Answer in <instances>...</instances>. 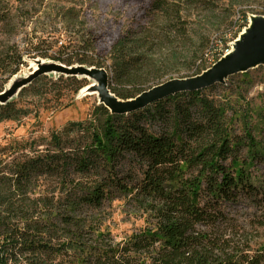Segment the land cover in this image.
Segmentation results:
<instances>
[{
  "label": "trees",
  "instance_id": "trees-1",
  "mask_svg": "<svg viewBox=\"0 0 264 264\" xmlns=\"http://www.w3.org/2000/svg\"><path fill=\"white\" fill-rule=\"evenodd\" d=\"M195 1L148 0L141 22L126 29L106 56L99 54L91 33L79 38L80 45L61 43L49 59L106 68L109 90L120 99L133 98L146 90L142 85L151 78L150 52L155 46L173 47L177 39L203 41L192 35L194 19L183 11L185 3ZM245 25L238 26L231 40ZM226 41V34L219 39ZM207 44L195 59L203 58L195 75L224 53ZM25 57L35 58L24 56L15 45L0 49V74L9 73L10 79L26 63ZM241 74L248 78L247 71ZM48 81L53 86L64 83L53 96L59 105L66 93L76 94L86 85L84 77L63 74ZM216 84L221 83L206 88ZM206 88L177 92L126 114L95 104L87 118L70 121L46 138L10 144L9 156H18L0 170V264H62L55 260L64 250L74 252L72 261L64 264H264V244L256 249L248 242L235 244L229 236L234 235V224L221 208L222 201H233L253 188L247 168L264 156L253 133L264 128V113L238 134L232 125L235 112L227 116L228 103L203 94ZM23 110L12 99L0 104V122L20 120L29 114ZM150 120L160 121L158 132L144 124ZM127 154L140 164L139 179L119 173L117 165ZM36 187L42 191L31 198ZM119 195L137 204L144 227L122 242L98 233L87 244L83 232L88 225L77 213Z\"/></svg>",
  "mask_w": 264,
  "mask_h": 264
},
{
  "label": "rangeland",
  "instance_id": "rangeland-1",
  "mask_svg": "<svg viewBox=\"0 0 264 264\" xmlns=\"http://www.w3.org/2000/svg\"><path fill=\"white\" fill-rule=\"evenodd\" d=\"M147 3L148 0H0V49L15 45L24 56L35 57H25L26 63L20 65L17 74L10 79L9 73L0 74V85L8 88L13 81L25 77L40 63L52 61L49 58L56 55L61 43L80 45L79 38L83 36L86 39L91 33L97 40L99 54L106 56L112 44L126 29H134L141 22L140 16ZM184 7V13L194 19L191 23L192 35L200 36L203 41L198 42L196 39L184 43L177 39L173 47L155 46L150 52L153 72L150 80L142 85L146 90L170 79L194 76L198 65L203 62V58L195 59L204 53L207 43L223 49L224 55L231 50L234 40L231 38L238 26L246 24L242 31L251 15H264V0H196L195 3H185ZM69 9L72 11L68 13ZM243 12L246 15L244 22ZM225 34L226 43H219ZM205 60L206 65H210L208 57ZM104 69L109 79V71ZM247 72L248 78L242 76L243 72L236 73L223 83L203 90V94L228 103L230 109L227 110V116L236 113L232 125L238 134H242L244 128L257 124L258 113H264V64ZM56 75L54 72L41 75L40 81L11 98L17 107L29 111V114L18 121L0 122V170H5L6 164L18 156H9V145L14 141L46 138L51 131L60 130L70 121L84 120L91 108L99 103L97 80L87 77L86 85L76 94L69 95L66 93L68 90L62 89L67 95L58 101L60 105L57 104L53 100L55 89L61 88L64 83L53 86L48 81ZM144 124L152 132H158L161 128L158 120L146 121ZM253 133L264 150V128ZM245 151L241 150L240 157L245 156ZM259 159L247 168L252 190L240 192L233 201L221 202L223 212L231 218L235 228L232 231L234 235L230 233L229 236L233 237L235 244L241 246L248 242L253 249L264 244V156ZM117 168L120 174H132L133 180L140 178V164L131 155L127 154L119 161ZM32 191L30 197H37L42 187ZM77 215L88 225L83 232V241L87 244L92 243L98 233L114 243L122 242L145 225V216L138 210L137 204L124 195L106 199L96 208L84 207ZM198 229L206 228L198 226ZM67 251L56 256L55 261L70 263L74 252Z\"/></svg>",
  "mask_w": 264,
  "mask_h": 264
},
{
  "label": "water",
  "instance_id": "water-1",
  "mask_svg": "<svg viewBox=\"0 0 264 264\" xmlns=\"http://www.w3.org/2000/svg\"><path fill=\"white\" fill-rule=\"evenodd\" d=\"M254 16L252 21L240 32L232 42L231 50L222 55L209 68L201 73L187 77L174 78L152 86L130 99H120L108 88V74L103 67L71 65L48 61L40 63L36 69L23 78L13 81L8 88L0 91V104L10 100L22 87L29 84L41 74H56L93 77L97 80L96 90L99 103L112 113L126 114L143 108L157 100L182 91H193L209 87L215 83H223L225 79L236 73L246 72L264 64V15ZM250 16V17H251ZM250 21V18H249Z\"/></svg>",
  "mask_w": 264,
  "mask_h": 264
},
{
  "label": "bare ground",
  "instance_id": "bare-ground-1",
  "mask_svg": "<svg viewBox=\"0 0 264 264\" xmlns=\"http://www.w3.org/2000/svg\"><path fill=\"white\" fill-rule=\"evenodd\" d=\"M252 18H254V16H251V17H250L249 24H250V22L252 21ZM244 30H245V29H244ZM244 30H242L241 32L243 33V32H244ZM85 89H86V88H84V89H83V91H85Z\"/></svg>",
  "mask_w": 264,
  "mask_h": 264
},
{
  "label": "built area",
  "instance_id": "built-area-1",
  "mask_svg": "<svg viewBox=\"0 0 264 264\" xmlns=\"http://www.w3.org/2000/svg\"><path fill=\"white\" fill-rule=\"evenodd\" d=\"M222 55H223V54H222ZM222 55H221V56H222ZM221 56H220V57H221Z\"/></svg>",
  "mask_w": 264,
  "mask_h": 264
}]
</instances>
